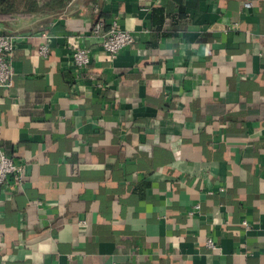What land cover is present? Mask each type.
<instances>
[{"label": "crops", "instance_id": "crops-1", "mask_svg": "<svg viewBox=\"0 0 264 264\" xmlns=\"http://www.w3.org/2000/svg\"><path fill=\"white\" fill-rule=\"evenodd\" d=\"M158 7L185 17L155 25ZM101 18L135 36L114 59ZM39 21L0 20V144L24 168L0 187V264H264V0H71Z\"/></svg>", "mask_w": 264, "mask_h": 264}, {"label": "built area", "instance_id": "built-area-1", "mask_svg": "<svg viewBox=\"0 0 264 264\" xmlns=\"http://www.w3.org/2000/svg\"><path fill=\"white\" fill-rule=\"evenodd\" d=\"M251 1L244 3V8L250 9ZM92 33L101 39V47L112 59L116 58L121 51L131 47L135 43V36L122 29L117 20L111 21L109 28L104 19H98L92 27ZM17 36L12 34H0V87H9L14 79L15 70L13 67V53L16 48ZM43 57L49 56L48 41L39 48ZM72 62L77 70L88 68L92 63L91 51L86 48L77 47L72 51ZM1 133V126H0ZM24 181V168L4 152L0 144V187L8 185L11 189H21ZM199 209V206L195 208ZM248 225L247 222L243 223ZM207 246L211 250H218V245L209 238Z\"/></svg>", "mask_w": 264, "mask_h": 264}, {"label": "trees", "instance_id": "trees-1", "mask_svg": "<svg viewBox=\"0 0 264 264\" xmlns=\"http://www.w3.org/2000/svg\"><path fill=\"white\" fill-rule=\"evenodd\" d=\"M71 0H0V20H8L17 13H38L48 11L52 14L61 13ZM171 15V16H170ZM185 17L184 9L179 8L173 13L168 12L163 7L154 8L152 11V23L160 25L165 18ZM161 28V27H160ZM165 33L171 32L164 30Z\"/></svg>", "mask_w": 264, "mask_h": 264}, {"label": "rangeland", "instance_id": "rangeland-1", "mask_svg": "<svg viewBox=\"0 0 264 264\" xmlns=\"http://www.w3.org/2000/svg\"><path fill=\"white\" fill-rule=\"evenodd\" d=\"M80 1V0H78ZM86 1H90V0H81V2H86ZM55 14H52L51 12L46 11H42V12H38V13H17L15 15H12L8 20H6L5 22L8 21H12V20H29V19H38L39 18V22H43L45 21L47 18H54Z\"/></svg>", "mask_w": 264, "mask_h": 264}]
</instances>
